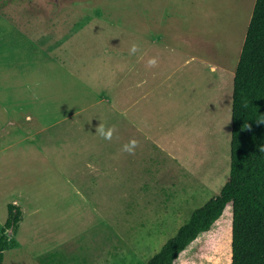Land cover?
Wrapping results in <instances>:
<instances>
[{
	"label": "rangeland",
	"instance_id": "1",
	"mask_svg": "<svg viewBox=\"0 0 264 264\" xmlns=\"http://www.w3.org/2000/svg\"><path fill=\"white\" fill-rule=\"evenodd\" d=\"M254 2L0 1V230L22 211L2 264H146L219 193ZM231 218L174 264H230Z\"/></svg>",
	"mask_w": 264,
	"mask_h": 264
},
{
	"label": "trees",
	"instance_id": "2",
	"mask_svg": "<svg viewBox=\"0 0 264 264\" xmlns=\"http://www.w3.org/2000/svg\"><path fill=\"white\" fill-rule=\"evenodd\" d=\"M2 1V0H0ZM228 177L219 193L192 211L146 264H174L198 236L231 206L230 264H264V0H255L232 80ZM22 214L6 206L0 230L3 252Z\"/></svg>",
	"mask_w": 264,
	"mask_h": 264
},
{
	"label": "crops",
	"instance_id": "3",
	"mask_svg": "<svg viewBox=\"0 0 264 264\" xmlns=\"http://www.w3.org/2000/svg\"><path fill=\"white\" fill-rule=\"evenodd\" d=\"M69 40V39H68ZM68 40H67V42H68ZM61 47V46H60ZM52 49H60L59 48V46H53V48ZM51 48L50 49H48V50H52ZM47 50V51H48ZM45 52H46V50H45ZM45 68L46 67H42V69L40 70V73H42V71H46L45 70ZM45 116V115H44ZM39 117H40V115L38 116V119H39ZM61 118L62 119H59V118H53L51 121H50V124H47L46 122H43L42 124L41 123H39V125H40V127H38L39 128V130H38V136L40 137V135H41V137L43 136V140H45L47 137L50 139V137H52V140L53 139H56L57 137L55 136V133L59 130V132L61 131V130H63L64 128H66L67 129V127H68V125H71L72 123H71V119H72V117H67V115H64V116H61ZM25 120L29 123L30 122V118H29V116H26L25 117ZM37 128V129H38ZM60 128V129H59ZM30 133V132H29ZM27 134L28 135V138H29V140H30V134ZM53 136H55V137H53ZM39 139H41L42 140V138H39ZM38 150V149H37ZM39 150H40V153H41V155L45 158V153H46V146H42V145H39ZM38 150V151H39ZM137 160V159H136ZM93 164V162H90V161H87V165H90L89 167H90V170H91V172H90V175L91 176H101V177H105V173H107L106 172V169L105 170H101V169H98L97 167H95V166H93L92 165ZM21 213H22V211H21Z\"/></svg>",
	"mask_w": 264,
	"mask_h": 264
}]
</instances>
